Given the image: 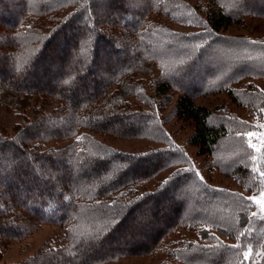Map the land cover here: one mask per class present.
I'll return each instance as SVG.
<instances>
[{
	"label": "trees",
	"instance_id": "1",
	"mask_svg": "<svg viewBox=\"0 0 264 264\" xmlns=\"http://www.w3.org/2000/svg\"><path fill=\"white\" fill-rule=\"evenodd\" d=\"M179 7L194 17L173 0H0V106L6 112L30 107L31 113L12 135L0 137V254L42 224L64 229L57 242L43 244L32 256L0 264H104L151 254L170 234L199 227L201 243L178 242L165 250L170 260L161 264H242L240 249L226 247L231 244L217 237L245 238L238 235L250 208L245 197L194 181L190 172L170 175L163 188L162 183L135 193L167 168L172 156L162 149L123 152L90 137L143 133L148 117L131 110L127 97L133 92L118 93L117 87L129 82L142 62L156 60L147 15L169 16ZM207 7L213 30L243 15H264V0H211ZM201 38L179 50V56L193 58L162 75L154 91L163 97L178 93L174 114L193 123L189 143L198 154L211 155L228 137V128L211 122L210 109L194 98L225 90L264 68L238 70L246 64L240 54L202 55V48L231 45L232 38L210 32ZM209 60L229 65L209 73L196 67L199 62L205 68ZM263 61L253 64L264 66ZM133 157L138 161L126 167ZM230 174L238 175L246 188L253 181L243 165ZM182 190L208 214H188L184 198L174 194ZM143 193L148 195L137 199ZM98 232V238H89Z\"/></svg>",
	"mask_w": 264,
	"mask_h": 264
},
{
	"label": "rangeland",
	"instance_id": "2",
	"mask_svg": "<svg viewBox=\"0 0 264 264\" xmlns=\"http://www.w3.org/2000/svg\"><path fill=\"white\" fill-rule=\"evenodd\" d=\"M173 1L175 4L186 6L185 9L194 14V17L191 18V15L184 14V8L180 7L181 10L175 8L169 16L159 15L154 17L152 13L147 15L145 22L152 25L151 31L148 33L151 37L155 34V38L149 41H151L152 46L151 54L155 56L156 60L142 62V66L136 68L139 71L133 72L132 76L129 77V82L116 86L118 93H124L128 90L133 92L129 94L127 100L130 103L131 110L140 111L148 117L149 123L146 125L145 130L140 136L131 138H115L101 136L96 133H90V137L123 152L144 153L162 149L167 150L169 155L172 156L170 165L153 178L141 183L135 188V193L157 189L174 173L190 172L194 181H201L214 189L241 195L245 198L256 196L259 199L260 193L264 192V177L260 175L261 172H264V150L257 152L255 149L250 148L248 146L249 138L243 134L247 132L257 133V136L251 138L252 143L258 146L261 144L259 134L264 133V127H261V125H264V111H261V109H264V72L250 74L245 78L234 81L226 85L225 90L206 93L194 98L195 104L210 109L212 113L211 122L223 123L228 128V137L219 142L211 155L198 154L197 147L189 143L193 123L174 114V102L178 93L172 91L170 95L163 97L155 93L154 87L158 79L163 80L162 75L170 74L176 67L186 63L185 59L193 58V55L188 58L179 56L181 52L179 50L183 46L188 47L192 39L197 40L208 32L232 38L231 45L213 44L212 47L206 50L202 48V55L210 54L217 59L228 54H231V57L240 54L239 59L246 62V64L238 70L264 68L263 64H253V61H262V58L264 60V15H243L238 22L221 25L217 30H213L206 21V10L211 0ZM232 1L239 2L240 0ZM134 5L137 6V4ZM25 16L28 15L25 14ZM156 28L157 30L153 32ZM107 29L110 30L111 27ZM237 38L244 39L242 41L244 44L237 41ZM253 41L256 43H253ZM229 59L232 61V58ZM228 65H220L209 60L205 68H200L199 62L196 63L197 68L201 71L206 70L208 73L225 68ZM218 78L219 76L214 80L216 81ZM228 90H231V96ZM260 94L263 99L262 103ZM245 95L255 97V99L248 102ZM246 103H250L251 106H247ZM260 104L263 105L260 106ZM24 117H31L30 107L6 112L4 105H1L0 137L12 135L14 126L20 123ZM80 132L85 131L81 130ZM253 156L257 159L253 160ZM236 165H243L244 172L245 168H248L250 173L248 178L253 180L251 183L247 182L249 184L248 188H246V184H241L238 175L230 174V170ZM253 168H257L259 171L253 172ZM197 172L199 176L196 175ZM174 194H181L184 198L183 208L187 210L188 214L200 216L208 214L205 208L196 207L191 202L186 190L174 192ZM248 202L249 206L247 208H250L244 214V219H246L238 233V235L242 232L246 233L245 238L239 237L234 241L224 236L217 238L231 245L240 243L238 248L240 249L242 264H264V221L259 219L261 215L259 206L253 202ZM253 212L257 213L256 218L252 217ZM199 229L200 227L180 229L170 234L151 254L121 257L104 264H161L163 261L170 260L165 250L176 247L178 242L193 240L201 243V238L198 235ZM63 231L64 229L61 227L42 224L22 240L5 247L0 254V263H17L32 256L43 244L57 242ZM249 248L252 249V255L248 260H244L243 252ZM257 252L261 255L257 256ZM233 260L234 258L231 261Z\"/></svg>",
	"mask_w": 264,
	"mask_h": 264
},
{
	"label": "snow or ice",
	"instance_id": "3",
	"mask_svg": "<svg viewBox=\"0 0 264 264\" xmlns=\"http://www.w3.org/2000/svg\"><path fill=\"white\" fill-rule=\"evenodd\" d=\"M253 43H256V42L253 41ZM261 111H264V109H261ZM261 127H264V125H261ZM238 135H239V134H238ZM243 135H245V136H247V137L249 138L248 146H249L250 148L255 149L257 152H261L262 150H264V133H260V134H259L260 137H261V144H260L259 146L256 145V144H254V143H252V139H251L252 137L257 136V133H255V132H247V133H244ZM78 139H79V138H78ZM142 155H148V154H142ZM252 159H253V160H256L257 157L253 156ZM136 161H138L136 158H134V157H133V158H130V159H129V164L126 165V167H127V166H131V165H132L134 162H136ZM185 171H186V170H185ZM252 171H253V172H257V171H259V169H257V168H253ZM179 174H180V173L177 172V173H175L174 175L178 176ZM196 175L199 176V173L197 172ZM260 175H261L262 177H264V172H261ZM202 179H203V178L201 177V180H202ZM168 182H169L168 180H165V181L163 182V184H162L161 187L163 188L165 185L168 184ZM144 195H148V194H147V193H143V194H141V196L138 197L137 199H143V196H144ZM246 199H247V201L253 202V203H255V204H257V205L259 206V208H260V213H261V215L259 216V219L262 220V221H264V192H261V193H260L259 199H258L256 196H248ZM130 203H131V202H130ZM117 215H119V214L117 213ZM252 217H253V218H256V217H257V213L253 212V213H252ZM115 223H119V221H115ZM245 234H246V233H243V232H242V233H240V236H243V235H245ZM99 235H100V233L98 232V233H96L94 236H90L89 238H90V239H95V238H98ZM237 239H239V236L237 237ZM212 247H217V248H219L220 245H216V246H212ZM226 247L238 248L239 245H231V246H226ZM53 251H54V250H53ZM251 255H252V249L249 248L248 250H246V251L243 252V259H244V260H248V259L251 257ZM256 255L259 256V255H261V253L257 252Z\"/></svg>",
	"mask_w": 264,
	"mask_h": 264
}]
</instances>
